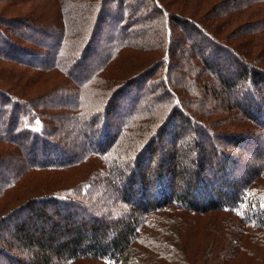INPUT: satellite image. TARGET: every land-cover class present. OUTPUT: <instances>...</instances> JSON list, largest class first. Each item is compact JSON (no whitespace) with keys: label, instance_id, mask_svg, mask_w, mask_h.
I'll list each match as a JSON object with an SVG mask.
<instances>
[{"label":"trees","instance_id":"1","mask_svg":"<svg viewBox=\"0 0 264 264\" xmlns=\"http://www.w3.org/2000/svg\"><path fill=\"white\" fill-rule=\"evenodd\" d=\"M45 1L0 14V65L26 80L0 87V141L18 150L0 154V264H264V136L247 135L264 129V0H211L212 18L186 0Z\"/></svg>","mask_w":264,"mask_h":264},{"label":"rangeland","instance_id":"2","mask_svg":"<svg viewBox=\"0 0 264 264\" xmlns=\"http://www.w3.org/2000/svg\"><path fill=\"white\" fill-rule=\"evenodd\" d=\"M209 1H211V0H186V2H185V4H186V7H189V9H191V13L193 12V11H196V12H200L199 14L201 15V16H203V15H207L208 13H205V12H202L201 10H200V8L201 7H203V5L205 4V3H208ZM23 3V2H22ZM198 3V4H197ZM145 4H146V8L147 7H150L151 6V2L148 0V1H146L145 2ZM33 5V3L32 4H30V3H26V4H20V5H18V4H13V5H11V4H7V3H0V14L1 15H3V16H6V17H17V16H21L22 14L23 15H29V18H38L39 17V14L41 13V12H39V9H40V11H41V9H42V7H46V1L45 0H40L39 2H37V4L35 5V6H32ZM205 6V5H204ZM170 8V10H171V6L169 7ZM46 9V8H45ZM216 12V11H215ZM141 13H142V11H141ZM143 14V15H142ZM142 14H139V17L141 18L142 16H145L144 14H146V13H142ZM88 15H89V13H88ZM224 15V14H223ZM212 16H213V14H211V15H207L206 17H208V18H212ZM203 18V17H202ZM205 18V17H204ZM204 18H203V20H204ZM142 19H144L143 17H142ZM252 19V18H251ZM90 20H91V18H90ZM94 20V22H95V19H93ZM139 24H140V26H144V28L147 26L145 23H144V20H141L140 22H139ZM96 27H97V24L95 25ZM94 26V27H95ZM93 27V26H92ZM209 27H210V25H209ZM263 28H262V31L264 32V26H262ZM93 29V28H92ZM210 29L212 30V32H214L215 30V28H211L210 27ZM182 30H180V29H177V32H174L173 33V35H174V38H176V39H178L179 37L180 38H182V37H184V32H181ZM211 32V33H212ZM227 32V31H226ZM97 35V34H96ZM106 39H107V34H106V37H105V39L102 41V38L100 37V38H98L97 36H94V42H93V45H92V47H94V48H98V52H101V48L105 45V41H106ZM95 40H96V43H95ZM242 39L241 38H239L238 39V41H241ZM38 44L36 43V44H34V46H37ZM99 46H100V49H99ZM30 47H33L32 45H30ZM260 48H262V53H264V38L262 39V44L260 45ZM209 51V50H208ZM239 51V50H238ZM240 51H242V50H240ZM260 50H258V52H259ZM243 52V51H242ZM191 52H190V50H184V49H181V51H178V58H177V61H178V63H179V68H185V66L187 65V64H185V60H182V56L183 55H186V54H190ZM45 55V54H44ZM45 57H48V55L46 54V56ZM260 58H259V61H263V63H264V54H262V55H260L259 56ZM220 59V62H229V63H232V65H233V60H232V58L230 57V56H227L226 54H224V58L221 56V58H219ZM33 60H35V62L34 63H38V60L39 59H33ZM19 66L18 65H8V64H5V63H2L1 65H0V87L2 88L3 87V89L4 90H8V91H10L11 92V89H13V86H15V88L17 87V89H19V91L18 90H16V92L17 93H20V94H22L21 93V87H24L25 86V84H26V80L24 79V76H20V73H21V71H22V68H18ZM8 68H10L11 69V72H9V69ZM184 72L182 71V70H180V69H178L177 71H175V73H173V75H175V77L176 76H178V75H180V74H183ZM179 78V77H178ZM154 82H156L155 80L153 81V78H152V80H151V83H154ZM151 84L149 85V84H147L146 86H140V87H138V88H140V90H139V92L140 91H142V94H144V93H147L150 89H151ZM142 88H143V90H142ZM145 88V89H144ZM26 89H27V94H29L30 96H34L35 95V92H36V90H38V89H34V88H30L29 86H26ZM129 92H126V94L124 95V94H120L118 97H119V99L121 100V99H126V97H129L130 96V94L132 95H135V91L134 92H132V90H128ZM262 91L264 92V84L262 85ZM24 93V92H23ZM25 94V93H24ZM24 94H22V95H24ZM264 95V94H263ZM234 96V95H233ZM232 96V97H233ZM30 98H32V97H30ZM182 98V105H184V107L188 110V111H190L188 108V102H186L187 101V99L186 98H183V97H181ZM230 99H231V97H229ZM235 102H233L232 104H234ZM189 106H192V102L191 101H189ZM223 110V109H222ZM225 110V109H224ZM253 116H255L254 118H252L253 119V122L255 123H257L258 122V126L259 127H261V125L264 123L263 121H264V117L263 118H261V117H259V116H257L256 114H253V113H251ZM217 116L219 117V118H221L222 120L224 119V118H222V113H218L217 114ZM230 118V117H229ZM227 119V118H226ZM257 121H256V120ZM229 120V119H228ZM259 123H260V125H259ZM19 124V123H18ZM54 124L55 125H58V123H57V121H55L54 122ZM55 125H51V127H50V130L52 131V130H55ZM20 129V125H18L17 127H16V130L18 131ZM178 130V129H177ZM251 130H253V129H251ZM254 130L255 131H253V132H248L247 133V135L248 136H252V135H254L255 134V136H256V138L261 142L262 140H263V136H264V129L263 130H257V129H255L254 128ZM68 131H67V129L66 128H63L62 129V133L61 134H59V136H58V138L59 139H63L64 138V136H66ZM99 139H100V137H99ZM167 139V138H166ZM23 141H25V142H27L24 138H23V140L21 141V142H23ZM168 141V140H167ZM13 146H10V145H6V144H4L3 142H1L0 141V154L2 155V153H4L5 155H3V156H8L7 154H13V153H16L18 150L17 149H14V148H12ZM170 147V146H169ZM234 148L235 149H239L238 151H240V153H239V156H242V161H244L243 162V164H252L253 165V163H255L256 161H255V155H254V152H252L251 154H248V149L247 148H245L244 150H243V147L242 148H237L236 146H234ZM234 148L233 147H231V146H227V148H226V150H227V152L228 153H234L235 152V150H234ZM22 149V152H23V148H21ZM255 149H256V147H255ZM242 150V151H241ZM262 150H264V144H263V148H262ZM247 152V153H246ZM263 153H261L260 155H262ZM14 155V154H13ZM159 155H161V153L159 154ZM147 167V166H146ZM31 174V173H30ZM42 174H45V173H42ZM49 174H53V173H49ZM49 174H47V175H49ZM43 176H46V175H43ZM81 177H78V179H76L75 181H77V180H79ZM243 179H244V177H243ZM243 179H241V180H243ZM209 181H211V180H209ZM68 182V179L64 182V183H67ZM72 182H74L73 180H72ZM138 182V181H137ZM218 182H219V180H218ZM68 184V183H67ZM180 185L182 186L183 184L180 182ZM177 188L179 189V191H181L182 190V187L180 188V187H178L177 186ZM219 190H220V188H219ZM220 191H222V190H220ZM224 215V214H223ZM217 216H215V214H211V215H209V216H207V217H201V218H198L200 221H198V223H199V227L201 226H204V225H207V223H213V221L214 222H218L217 221V218H216ZM223 218H224V216H223ZM222 221H224L223 219H220V222H222ZM219 223V222H218ZM10 226V225H9ZM3 228H5L6 227V225H3L2 226ZM2 228V229H3ZM0 233H2V231H0ZM203 239V238H202ZM210 248L205 252V254H204V258H207V257H209V256H211V253H210ZM241 257H242V255H241ZM242 263H239V264H250L251 263V261H252V257H245L244 256V258H242ZM2 263V262H1Z\"/></svg>","mask_w":264,"mask_h":264}]
</instances>
